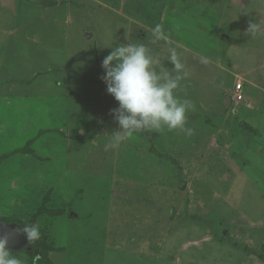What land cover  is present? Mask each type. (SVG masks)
Returning <instances> with one entry per match:
<instances>
[{
    "label": "rangeland",
    "instance_id": "rangeland-1",
    "mask_svg": "<svg viewBox=\"0 0 264 264\" xmlns=\"http://www.w3.org/2000/svg\"><path fill=\"white\" fill-rule=\"evenodd\" d=\"M49 1L0 6V221L38 224L50 264H264V38L246 34L264 0ZM120 43L169 69L176 47L192 136L106 150L119 102L102 61ZM26 250L11 253L32 264Z\"/></svg>",
    "mask_w": 264,
    "mask_h": 264
},
{
    "label": "clouds",
    "instance_id": "clouds-1",
    "mask_svg": "<svg viewBox=\"0 0 264 264\" xmlns=\"http://www.w3.org/2000/svg\"><path fill=\"white\" fill-rule=\"evenodd\" d=\"M253 38H264V23H249L247 33ZM153 42L164 41L171 44L163 25L157 24L152 30ZM111 48L102 61L105 75L102 80L107 85L119 107L112 110L120 130L112 133L106 150L116 149L126 140L142 131L163 132L179 130L186 136L193 135V129L186 127L187 113L195 110L191 100L181 99L177 91L181 82L189 77L176 47H169L167 61L171 69L152 53L145 44H125L106 46ZM200 62L208 64L209 57L201 56ZM31 243L41 238L36 223L18 225ZM9 236L0 235V264H24L21 258L13 256L8 247ZM34 258L33 264H36Z\"/></svg>",
    "mask_w": 264,
    "mask_h": 264
},
{
    "label": "water",
    "instance_id": "water-1",
    "mask_svg": "<svg viewBox=\"0 0 264 264\" xmlns=\"http://www.w3.org/2000/svg\"><path fill=\"white\" fill-rule=\"evenodd\" d=\"M0 6L4 9H8L15 15L17 14V0H0ZM227 37V36H226ZM225 107L230 108L232 104L231 93H228L225 98ZM17 224L3 223L0 221V235L9 236L8 247L11 252H21L25 249L32 250V242L30 243L26 238V235L22 232H17ZM38 256H36L37 258Z\"/></svg>",
    "mask_w": 264,
    "mask_h": 264
},
{
    "label": "trees",
    "instance_id": "trees-1",
    "mask_svg": "<svg viewBox=\"0 0 264 264\" xmlns=\"http://www.w3.org/2000/svg\"><path fill=\"white\" fill-rule=\"evenodd\" d=\"M20 1V0H19ZM42 4L46 6H53L55 5L54 1L49 0H41ZM2 222H5L4 220H1ZM226 235L222 232V237H225ZM32 251H27L30 259L32 260L31 263L33 264L35 256L39 255L40 257L36 260V264H50V260L48 258V255L45 250H42L39 245H36L34 242H32ZM262 252L257 253V257L264 263V243L262 245ZM13 253V252H12Z\"/></svg>",
    "mask_w": 264,
    "mask_h": 264
},
{
    "label": "built area",
    "instance_id": "built-area-1",
    "mask_svg": "<svg viewBox=\"0 0 264 264\" xmlns=\"http://www.w3.org/2000/svg\"><path fill=\"white\" fill-rule=\"evenodd\" d=\"M231 99L233 102H241L244 99L243 95V85L242 83L237 84L234 89L231 91Z\"/></svg>",
    "mask_w": 264,
    "mask_h": 264
},
{
    "label": "flooded vegetation",
    "instance_id": "flooded-vegetation-1",
    "mask_svg": "<svg viewBox=\"0 0 264 264\" xmlns=\"http://www.w3.org/2000/svg\"><path fill=\"white\" fill-rule=\"evenodd\" d=\"M19 0H17V2H18Z\"/></svg>",
    "mask_w": 264,
    "mask_h": 264
}]
</instances>
